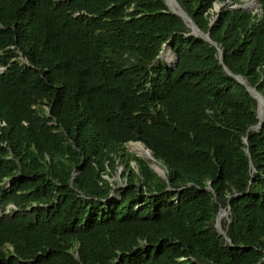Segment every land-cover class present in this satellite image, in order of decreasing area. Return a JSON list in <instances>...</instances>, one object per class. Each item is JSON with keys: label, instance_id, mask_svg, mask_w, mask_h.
<instances>
[{"label": "trees", "instance_id": "trees-1", "mask_svg": "<svg viewBox=\"0 0 264 264\" xmlns=\"http://www.w3.org/2000/svg\"><path fill=\"white\" fill-rule=\"evenodd\" d=\"M257 1L0 0V264H264Z\"/></svg>", "mask_w": 264, "mask_h": 264}, {"label": "water", "instance_id": "water-1", "mask_svg": "<svg viewBox=\"0 0 264 264\" xmlns=\"http://www.w3.org/2000/svg\"><path fill=\"white\" fill-rule=\"evenodd\" d=\"M167 5L170 7V9L172 10V12L180 15L185 21L188 22V25L189 27L192 29V33L196 34V35H200V36H203L206 40L214 43L211 39H210V36H209V33H204L202 32L197 26L196 24L192 21V19L186 14V12L182 9V7L179 5V3L176 1L180 11H176L174 10L171 6H170V3L168 0H165ZM232 0H229V2H231ZM232 9H246V10H252L251 7L249 6H244V5H232L230 6ZM220 8H221V5L216 3L215 6H214V10L219 12L220 11ZM214 21V20H213ZM190 22V23H189ZM215 44V43H214ZM163 51V50H162ZM162 51L159 55V58H162ZM219 57L222 58V51L219 49ZM178 56L175 55V63L176 64L178 62ZM170 64V63H169ZM172 65V64H170ZM236 77V79L238 81H240L242 84H245L247 86V89L248 91L251 93L252 96H254L258 102H259V107H260V100L263 101V109L261 110V113L259 112V109H258V115H259V118L262 119L263 118V115H264V98L256 91L255 88L253 87H250L248 86V84L246 83V80L240 76V75H234ZM255 128H259L261 127V122H259L256 126H254ZM147 150L150 152L151 154V157L150 159L152 161H156L155 158H154V155L152 154V151L150 149L147 148ZM156 164H152V167L159 173V174H164L163 171L159 170L158 167L155 166ZM162 172V173H161ZM222 212H225V213H228V211H225V209L221 208L220 209V212L218 213V216H217V219H216V225H217V228L218 230L222 233V234H225L226 235V231L222 228V224H221V215H222Z\"/></svg>", "mask_w": 264, "mask_h": 264}, {"label": "rangeland", "instance_id": "rangeland-1", "mask_svg": "<svg viewBox=\"0 0 264 264\" xmlns=\"http://www.w3.org/2000/svg\"><path fill=\"white\" fill-rule=\"evenodd\" d=\"M256 1V0H255ZM231 3V2H230ZM236 5H245V0H240V2L239 3H236ZM251 9L252 10H254V11H256V12H259L260 11V4H259V2L258 3H255L254 5H252V7H251ZM168 48L171 52H172V50H171V46L169 45V44H165L164 45V48ZM163 48V49H164ZM168 49H166L167 51H168V53H169V55H171V53H170V51L168 50ZM173 53V52H172ZM162 60H164L163 58H162ZM165 61V60H164ZM127 147L129 148V150L130 151H132V152H134L136 155H138V156H140V157H143V158H145V159H150L149 157H145V156H143L139 151L140 150H144V149H146V146L144 145V144H142V143H140V142H129L128 144H127ZM151 160V159H150ZM134 163V162H133ZM158 162H156V165H157V167H158V169L159 170H161V171H163V173L164 174H160V175H162V176H165V174H166V169L164 168V167H162L159 163L157 164ZM151 164H155V161H151ZM161 168V169H160ZM124 170V168L122 167V166H119V170H118V172H117V175L114 177V178H112L111 180H113V179H116L117 181H118V185H116V187L117 186H120L121 185V174H122V171ZM162 173V172H161ZM116 199H119V194L116 196ZM227 217H228V213H227V215L225 216V217H223V219H227Z\"/></svg>", "mask_w": 264, "mask_h": 264}, {"label": "bare ground", "instance_id": "bare-ground-1", "mask_svg": "<svg viewBox=\"0 0 264 264\" xmlns=\"http://www.w3.org/2000/svg\"><path fill=\"white\" fill-rule=\"evenodd\" d=\"M170 3V6L176 10V11H180L177 3L175 0H168ZM255 3H258V1L256 0H245V5L244 6H249L252 7V5H254ZM190 23V22H189ZM167 48L165 47L162 51V58L167 60V61H171V56L169 55L168 51L166 50ZM173 54V53H172ZM174 55V54H173ZM175 56V55H174ZM263 109V101L260 100V107H259V112L261 113V110ZM143 156L145 157H151L150 152L147 149L144 150H140L139 151ZM157 162V161H156ZM156 164V163H155ZM157 167V165H155ZM161 169V168H160ZM227 215V213L222 212L221 218L225 217Z\"/></svg>", "mask_w": 264, "mask_h": 264}, {"label": "clouds", "instance_id": "clouds-1", "mask_svg": "<svg viewBox=\"0 0 264 264\" xmlns=\"http://www.w3.org/2000/svg\"><path fill=\"white\" fill-rule=\"evenodd\" d=\"M232 2V1H231ZM234 5H236V4H234ZM256 12V11H255ZM132 142V141H131ZM140 143H142V142H140ZM143 144V143H142ZM146 149H147V147H146ZM149 149V148H148ZM155 163H156V161H155ZM158 164V163H157Z\"/></svg>", "mask_w": 264, "mask_h": 264}]
</instances>
